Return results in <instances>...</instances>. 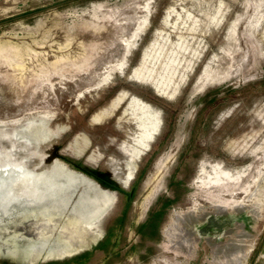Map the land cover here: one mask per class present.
<instances>
[{"label":"rangeland","instance_id":"obj_1","mask_svg":"<svg viewBox=\"0 0 264 264\" xmlns=\"http://www.w3.org/2000/svg\"><path fill=\"white\" fill-rule=\"evenodd\" d=\"M0 183L2 248L95 233L0 264H264V0H0Z\"/></svg>","mask_w":264,"mask_h":264},{"label":"bare ground","instance_id":"obj_2","mask_svg":"<svg viewBox=\"0 0 264 264\" xmlns=\"http://www.w3.org/2000/svg\"><path fill=\"white\" fill-rule=\"evenodd\" d=\"M61 171V170H60ZM67 176L68 177H72V173L71 172H68L67 173ZM22 179V178H21ZM27 180V179H26ZM1 184V183H0ZM24 188V187H23ZM59 194V191H56V196H59L57 195ZM14 197V196H13ZM16 198V197H15ZM23 198V197H22ZM105 203V201L102 200V202H100V206H98L97 208L95 207V209H93V215L94 217H96L97 214H99L101 212L100 209H102L104 206L103 204ZM95 206V205H94ZM93 206V207H94ZM90 209V208H89ZM104 209V208H103ZM90 211V210H89ZM89 218V217H88ZM87 218V219H88ZM93 218V217H92ZM91 221V220H90ZM94 222H92L90 225H86L83 229L85 230V232L88 234V236H84L85 239L82 238V240L80 241H76L75 243H66L64 246H58L57 248H50L44 252H42V246H35L34 249L32 250H27V251H19V249L17 248H14L12 247L13 245V241H10V242H13L12 245H10L9 247L5 246L2 248V245H1V242H0V252H2L4 255L6 256H9L11 259H16V260H21V261H24V262H34L36 260H38L42 255H45V257H57V256H63V255H66V254H70L72 253L73 251L77 250L78 248L84 246V243H89V239H94L95 238V233L93 232L92 230V225H93ZM82 228V227H80ZM95 228V227H94ZM81 231V230H80ZM86 234V235H87ZM19 235V234H18ZM82 235V234H81ZM22 236V235H21ZM11 237V236H10ZM23 237V236H22ZM81 237V236H80ZM89 237V238H88ZM15 239V238H14ZM5 242V241H4ZM32 242V241H31ZM30 242V244H31ZM9 244V242H8ZM7 244V245H8ZM16 245V244H14ZM41 249H40V248ZM53 247V246H52ZM39 248V249H38ZM42 250V251H41Z\"/></svg>","mask_w":264,"mask_h":264},{"label":"flooded vegetation","instance_id":"obj_3","mask_svg":"<svg viewBox=\"0 0 264 264\" xmlns=\"http://www.w3.org/2000/svg\"><path fill=\"white\" fill-rule=\"evenodd\" d=\"M212 224H213L212 222H211V223H208V226H209V225H212Z\"/></svg>","mask_w":264,"mask_h":264},{"label":"water","instance_id":"obj_4","mask_svg":"<svg viewBox=\"0 0 264 264\" xmlns=\"http://www.w3.org/2000/svg\"><path fill=\"white\" fill-rule=\"evenodd\" d=\"M211 223V222H210ZM203 232V231H202ZM259 248V247H258Z\"/></svg>","mask_w":264,"mask_h":264}]
</instances>
